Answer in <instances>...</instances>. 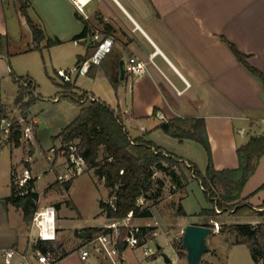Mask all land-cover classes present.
<instances>
[{
    "label": "crops",
    "instance_id": "crops-1",
    "mask_svg": "<svg viewBox=\"0 0 264 264\" xmlns=\"http://www.w3.org/2000/svg\"><path fill=\"white\" fill-rule=\"evenodd\" d=\"M82 2L83 12H80L72 0H31L30 16L46 33L53 29L63 32L64 37H73L75 45L85 47V53L78 55L83 57L88 54L91 43H97L96 31L105 37V26H110L114 48L87 75L92 78L100 75L115 82L121 78L123 63L131 98L130 108L124 112L120 110L126 124L146 122L152 117L155 122L203 118L215 168H237V150L252 136L264 133V86L237 59L230 43L248 55L249 63L264 74V0ZM12 4L16 10L14 16L9 14ZM20 13L14 0H0V34L6 41L14 31L13 21L19 20ZM84 20L90 24L92 32L86 38L74 40L84 31ZM132 57L146 63L143 74L127 71ZM87 95L103 102L95 93L87 92ZM152 127L157 129L156 132L160 131L159 126ZM141 131L146 133L148 129L142 127ZM159 147L165 151L163 146ZM178 157L191 162L184 156ZM64 162L65 159H57L54 166L57 176L65 171ZM57 163L63 167L62 171L57 170ZM12 167H15L14 172L0 168V264H5L7 249L25 251L31 248L30 230L22 209L6 202L12 191V176L20 172L17 166ZM30 171L33 175L32 167ZM33 178L36 177L33 175ZM53 184L42 195L36 181L39 202L46 200ZM247 197L255 209L264 211V157L245 186L243 198ZM236 223L258 225L264 223V216L234 218L231 224ZM67 225L64 217H60L61 234ZM216 236H221L224 251H217L215 259L224 258L225 264H256L246 245H233L234 238L225 234L216 233L213 237ZM83 237L84 242L75 248V252L64 251L62 245L55 264H103L96 255L87 261L81 258L80 249L90 239L86 235ZM128 250L123 252L124 256Z\"/></svg>",
    "mask_w": 264,
    "mask_h": 264
},
{
    "label": "rangeland",
    "instance_id": "rangeland-1",
    "mask_svg": "<svg viewBox=\"0 0 264 264\" xmlns=\"http://www.w3.org/2000/svg\"><path fill=\"white\" fill-rule=\"evenodd\" d=\"M35 7V5H34ZM10 16H14L15 6L10 5ZM19 20H14V31L8 38L4 48V55L0 57V72L2 74V98L9 109V119L19 121L21 117L25 119L37 120L38 128L35 125L34 139L21 140L20 146L16 147L15 142H5L0 148V168L6 167L14 172V168H19L17 176L23 174L25 169L32 167L33 175L38 178L37 190L45 195L46 190L53 184L46 194V200L39 203V207L53 205L56 207L57 241L53 243L51 250L58 255L64 246V251L71 253L75 248L84 242L86 230L90 227L104 228L105 225L113 222L102 215L100 203L109 201L110 189L105 181L101 180L94 170H87L76 177L69 189L57 180L52 163L49 162L45 152H48L54 145H60L61 139L55 138L69 125L81 112V109L89 104L88 101L81 103L77 99H71L67 93L64 80L58 75L59 71L73 72L72 84L75 85L74 93L78 97L85 96L87 92L95 93L101 100L112 109L124 112L131 106L130 85L125 79L111 81L108 77L97 76L92 78L86 75H79L74 72L76 68L77 56L85 53V47L75 45L73 37H64L63 32L47 31L48 38L60 39L61 43L47 47V41L43 42L41 48L30 51L33 48L31 32L26 25L21 13ZM64 30V29H63ZM15 78L28 80L30 78L35 83V91L26 97V101L33 99L28 108H18L15 99L18 94V84ZM92 95L85 96V99H92ZM27 112V113H26ZM150 118L146 122L136 121L133 124H126L131 137H144L157 146H163L166 152H173L177 156H184L191 160L197 167L205 172L209 156L203 145L189 139L179 140L168 135L161 128L159 132L154 130L163 122ZM264 126V124H262ZM142 127L148 132L141 131ZM38 129V140H37ZM184 143V144H182ZM30 162H27V161ZM57 170L62 171L63 167L56 164ZM13 168V169H11ZM31 173V176H33ZM162 179L164 187L160 196H156L160 184L154 185L148 192L149 199L144 197L139 200L143 208H150L151 218H134L131 224L134 226H144L151 223L157 227L159 236L155 238L161 250L157 259H146L143 262L142 249L136 251L128 250L125 257L128 264H188L187 251L181 249L179 243L182 241L184 227L187 224H204L209 222L199 216L203 209L212 207V203L207 199L200 183L188 175V185L186 188L176 186L172 179L164 173H157L154 181ZM173 205H183L187 212V217L178 216ZM220 212V211H218ZM64 217V222L68 227L64 228V234L60 233L59 219ZM218 224L231 225L234 218L224 214L218 219ZM210 224L215 221L211 220ZM119 225V224H118ZM29 230H30V226ZM123 231V228H121ZM30 234V232L28 231ZM228 237V233L225 234ZM233 239V237H232ZM157 243L150 244L151 248H157ZM210 250L204 254L202 264H225L224 258L215 259L214 254L223 252L221 236H210L208 239ZM61 245V246H60ZM75 252V251H74ZM161 253H165L171 259V263H166ZM103 264L108 261L99 259Z\"/></svg>",
    "mask_w": 264,
    "mask_h": 264
},
{
    "label": "trees",
    "instance_id": "trees-1",
    "mask_svg": "<svg viewBox=\"0 0 264 264\" xmlns=\"http://www.w3.org/2000/svg\"><path fill=\"white\" fill-rule=\"evenodd\" d=\"M19 11L26 18L29 30L32 34L33 48L31 51L41 48L43 42L47 41V47L60 44L61 40L50 39L45 29L37 24L30 16L31 0H14ZM81 18V17H78ZM84 31L76 36L74 40L86 38L91 34L92 27L85 21ZM111 36V27L105 26V37ZM6 37L0 34V55L4 54ZM86 56H78L76 66L90 59L98 43H91ZM230 47L237 59L253 74L264 86V74L253 67L248 61V55L242 54L230 43ZM92 50V51H91ZM93 65L87 74H90ZM18 84V94L15 105L18 108H28L33 99L26 101V97L35 91V83L28 78H15ZM27 84V85H25ZM67 93L71 99L79 102L86 101L89 104L81 109L80 114L55 138L65 142L74 141L81 150V155L86 161L87 170H94L97 176L105 181L110 189L109 201H102L101 214L112 221H122L133 213L134 218H151L150 208H143L139 204L141 198L149 199L148 192L152 190L155 183L160 184L158 193L160 196L164 187V181L154 177L157 173H164L170 177L176 186L186 188L188 185V175L197 180L207 199L212 203V207L203 209L199 216L218 222L219 218L227 214L231 218H255L264 216V211L255 209L249 202L248 197L243 198V192L247 182L256 173L261 159L264 157V133L252 136L248 143L237 150L239 166L234 169L217 170L213 163L212 148L206 132V122L203 118L183 119L177 118L163 122L161 128L168 135L183 141L189 139L204 146L209 156L208 167L202 172L196 164L184 161L182 158L164 151L144 137H131L126 128L122 113L115 111L108 104L99 100L85 99V96L74 94L75 85L65 82ZM73 97V98H72ZM9 118V109L2 98V78L0 77V125L2 120ZM14 127L12 136L15 146H20V133ZM37 178H32L28 183L20 187L16 182V176H12L11 195L6 198L10 203L23 211L24 221L28 226L33 222L34 216L39 209V194L36 186ZM72 182L64 184L67 189ZM178 216L187 217L183 205L175 206ZM220 211V212H218ZM206 222L201 225L215 227L214 224ZM103 228H89L86 230L87 238L104 232ZM146 232H151L152 228L145 227ZM128 229L123 228L120 238V251L123 253L126 248L124 239ZM220 234L232 236L233 245L244 244L250 250L252 259L256 264H264V223L252 225L247 223H236L227 225L223 223L220 227ZM215 234H213L214 236ZM51 243L41 240L33 244L44 252L51 250ZM181 249L182 241L179 243Z\"/></svg>",
    "mask_w": 264,
    "mask_h": 264
},
{
    "label": "built area",
    "instance_id": "built-area-1",
    "mask_svg": "<svg viewBox=\"0 0 264 264\" xmlns=\"http://www.w3.org/2000/svg\"><path fill=\"white\" fill-rule=\"evenodd\" d=\"M78 7L80 12H83L82 0H72ZM95 40L98 46L93 56L76 66L74 72L79 75H86L93 65H99L102 61L112 52L115 40L113 37H101L99 32L96 31ZM78 43V41H75ZM146 70V63L138 58L132 57L129 59L127 71L134 75H141ZM72 71H59L58 75L64 82H72ZM27 85V84H25ZM94 100V98H92ZM37 124L35 119L20 118L19 121L11 119H4L0 125V148L5 142L13 141L12 132L15 126L20 133V141L33 140L34 128ZM14 142V141H13ZM49 162L52 163V168L55 170V163L58 158L65 159L63 163L65 171L57 176V181L62 184L72 182L76 177L87 171V164L78 144L74 141L65 142L61 140L60 145H54L46 154ZM27 162H30L29 160ZM31 171L25 169L22 175L16 178V182L20 187L25 186L30 179H32ZM40 203V202H39ZM57 210L53 205L39 207L36 212L33 222L30 225V244L29 250L20 251L15 248L7 249L4 252L5 264H55L58 260L56 254L52 250L46 252L34 248L33 244L38 241L48 243H55L57 241V223H56ZM134 219L133 213H130L127 218L105 225L104 232L88 239L86 244L80 249L81 258L84 261L90 259L92 255L108 261L109 264H128L124 254L120 251V238L122 235L121 228L128 229V233L124 239V246L130 250L142 249L143 262L146 259H157L159 254L158 248H151L150 244L157 243L155 238L159 236L157 231L158 225L153 226L151 223H146L144 226H134L131 221ZM119 224V225H118ZM214 229L217 233L220 231L218 222L214 223ZM145 227L152 228L151 232H146ZM158 246V243L156 244ZM171 263V262H170ZM156 264V263H152Z\"/></svg>",
    "mask_w": 264,
    "mask_h": 264
},
{
    "label": "water",
    "instance_id": "water-1",
    "mask_svg": "<svg viewBox=\"0 0 264 264\" xmlns=\"http://www.w3.org/2000/svg\"><path fill=\"white\" fill-rule=\"evenodd\" d=\"M27 27V20L24 17ZM125 69L123 63L121 64V78L124 79ZM217 232L211 226H205L201 224H187L184 227V233L182 237L183 247L187 251L188 264H202L203 256L210 248L208 246V239ZM84 236V234H83ZM158 250H161V246H157ZM166 263H170L171 259L165 253H161Z\"/></svg>",
    "mask_w": 264,
    "mask_h": 264
}]
</instances>
